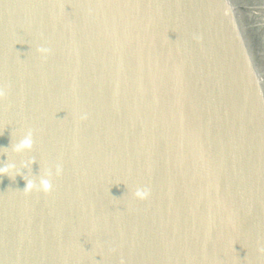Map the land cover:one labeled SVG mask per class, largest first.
Instances as JSON below:
<instances>
[{
  "label": "water",
  "instance_id": "1",
  "mask_svg": "<svg viewBox=\"0 0 264 264\" xmlns=\"http://www.w3.org/2000/svg\"><path fill=\"white\" fill-rule=\"evenodd\" d=\"M0 91V264H264V0H0Z\"/></svg>",
  "mask_w": 264,
  "mask_h": 264
},
{
  "label": "clouds",
  "instance_id": "2",
  "mask_svg": "<svg viewBox=\"0 0 264 264\" xmlns=\"http://www.w3.org/2000/svg\"><path fill=\"white\" fill-rule=\"evenodd\" d=\"M39 53L42 55H47L49 53V49L46 47H40L37 49ZM0 95H3V91H0ZM86 114H82L81 119H85ZM34 146V136L31 129L27 130L11 147V152L14 154L31 152ZM35 162L34 159H30L27 162L21 161L18 164L15 161H10L9 157L6 156V161L0 163V176H8L9 178H15L16 176H22L25 181V188L23 191L31 192L33 190L40 191L43 193H48L52 190V180L51 177L53 175L52 170H46L43 176L38 178H24V174L22 169L29 168ZM62 173L61 166L57 165L55 167V175L59 176ZM136 199L144 200L149 196V192L144 188H137L133 193ZM260 251H264V249H260Z\"/></svg>",
  "mask_w": 264,
  "mask_h": 264
}]
</instances>
